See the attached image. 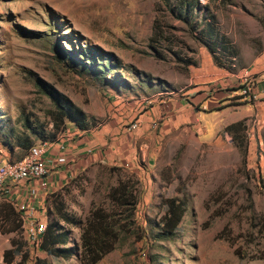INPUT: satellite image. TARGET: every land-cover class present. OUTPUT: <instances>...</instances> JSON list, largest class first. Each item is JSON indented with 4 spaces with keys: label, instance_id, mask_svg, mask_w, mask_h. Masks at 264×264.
<instances>
[{
    "label": "rangeland",
    "instance_id": "374dc122",
    "mask_svg": "<svg viewBox=\"0 0 264 264\" xmlns=\"http://www.w3.org/2000/svg\"><path fill=\"white\" fill-rule=\"evenodd\" d=\"M210 42L220 44L224 67ZM263 58L264 0H0V157L25 155L2 141L27 135L26 122L53 141L70 129L65 121L54 130L43 82L90 129L110 126L135 143L134 161L94 164L62 188L66 210L84 220L96 207L114 210L107 192L118 182L132 187L141 238L121 234L96 264H264V100L239 90L244 74L255 89ZM168 198L184 212L164 236ZM41 207L34 220L46 225L51 202ZM30 221L0 233V264H79L77 255L40 251ZM69 231L78 242L80 230Z\"/></svg>",
    "mask_w": 264,
    "mask_h": 264
},
{
    "label": "trees",
    "instance_id": "16d2710c",
    "mask_svg": "<svg viewBox=\"0 0 264 264\" xmlns=\"http://www.w3.org/2000/svg\"><path fill=\"white\" fill-rule=\"evenodd\" d=\"M177 1L182 4L187 0ZM190 2L186 4L188 5ZM210 34L211 31L208 32L209 36H211ZM210 43V45L206 44V48L214 64L224 67L221 64V57H223V60H226V58L220 52L222 50L220 44L218 43L216 49L215 42ZM225 67L228 68V66ZM38 86L41 92L51 101L56 111L55 120H53L54 130H62L65 121L79 131H87L90 128L83 112L74 107L66 97L43 82L38 81ZM235 90L237 88L232 91ZM232 127L228 126L226 130L229 131ZM24 129L28 132L27 135L16 136L12 142L8 138L2 141V145L9 152L13 148H18L24 155L34 146L31 136L40 139L41 142L53 141L52 138L48 139L44 135L42 128L39 131L37 126L31 127L26 122ZM107 197L114 208L113 211L108 214L104 209L96 207L90 211L84 220H81L66 210L58 194L52 195L53 210H48L46 213L45 231L39 238L38 249L51 257L67 259L77 255L79 264H96L103 256L114 249L121 234L134 235L136 240L140 239L141 234L136 235V232H134L137 231V228L134 226L135 229H132L134 225L133 211L136 205V197L133 194L132 187L128 185V182H118L117 186L107 192ZM161 203L164 204L165 211L158 222L159 231L164 236L172 235L184 212L183 203L175 198L161 200ZM19 216L24 223L20 212H15L10 205L1 203L0 228L2 231L0 229V233L13 232V229L21 224ZM70 227L80 230L78 242L70 239ZM68 244L72 246H67Z\"/></svg>",
    "mask_w": 264,
    "mask_h": 264
},
{
    "label": "crops",
    "instance_id": "0c3cea01",
    "mask_svg": "<svg viewBox=\"0 0 264 264\" xmlns=\"http://www.w3.org/2000/svg\"><path fill=\"white\" fill-rule=\"evenodd\" d=\"M256 60L258 64L261 63L264 65V58L262 60ZM255 66L256 65H252L248 71L256 73L257 70H255ZM221 75L220 73V75L217 76L221 77ZM258 79V84L255 89H252V93L255 94L256 97H260V99L264 100V71L258 75ZM217 98L219 97L215 96L212 100L217 101ZM186 103L189 104L188 101ZM216 110L217 108L215 107V111H211V113L216 112ZM146 121V118L142 119L143 124L141 122V127L137 130L138 133H142L144 125H147ZM113 126H118L116 119L112 122L111 127ZM98 127L99 126H96L93 129L89 128L87 131H79L75 127L70 126L67 133L62 132L59 138L57 136L54 141L49 142L42 156L47 167V175L43 179L37 180L36 182L34 181L33 183L25 182L7 187L5 197L3 201H0V204H8L16 212L15 207L25 203L33 209L35 207L36 211H38L37 214L43 215L41 206L46 205V207H48L52 201V195L54 194H58V197L63 196L62 188L69 189L67 184H69L76 175L85 172L88 167L94 164L109 162L126 165L127 161H134L136 159L137 151L134 142L131 145L126 144L125 141L119 137V134L114 132L117 130L111 129L110 126L97 129ZM61 158L64 160L63 162L59 161ZM7 160L9 159L7 158ZM137 169L136 167L135 170ZM41 184H43V186ZM30 188L35 189L36 194L34 196H31L29 193ZM57 190L58 193H56ZM49 196L51 198L50 202L48 200ZM48 210H53L52 202L51 208ZM20 214L23 217L22 213ZM19 220L23 225L20 216Z\"/></svg>",
    "mask_w": 264,
    "mask_h": 264
},
{
    "label": "bare ground",
    "instance_id": "6f19581e",
    "mask_svg": "<svg viewBox=\"0 0 264 264\" xmlns=\"http://www.w3.org/2000/svg\"><path fill=\"white\" fill-rule=\"evenodd\" d=\"M251 77L244 74L239 81L240 94L248 99L253 100L254 94L252 89L254 83ZM137 123H132L128 126V130L136 129ZM49 143L41 142L31 147L25 155L18 160L2 161L0 158V200H3L6 194L7 187L18 185L19 183H33L37 180L43 179L47 175V167L42 159ZM60 162L64 160L59 159ZM43 186V184H41ZM31 196L36 194L34 188L29 189ZM20 213H22L24 220L30 221L28 225V234L33 238L39 240L40 236L45 231V223L34 220L35 210L29 205L23 203L17 206Z\"/></svg>",
    "mask_w": 264,
    "mask_h": 264
}]
</instances>
